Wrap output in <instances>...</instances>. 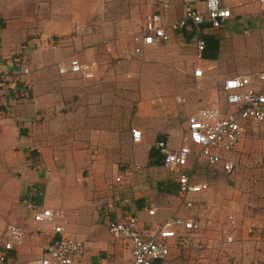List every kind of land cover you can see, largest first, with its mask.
Wrapping results in <instances>:
<instances>
[{
  "label": "crops",
  "instance_id": "1",
  "mask_svg": "<svg viewBox=\"0 0 264 264\" xmlns=\"http://www.w3.org/2000/svg\"><path fill=\"white\" fill-rule=\"evenodd\" d=\"M226 4L234 13L223 28L215 29L209 22L199 25L191 22L184 31L169 29V41L147 47L140 54L132 52L133 37L143 27L129 34L130 39L124 45L130 43L132 54L141 55L142 61H146L164 52L169 63L166 69L157 67L159 74L154 77L153 85L141 84L137 92L125 90L121 80L128 77L129 71L117 59H107L101 54V38L93 33L95 24H103L107 31L114 28L103 11L106 4L102 0H0V68L12 70L14 59L20 57L16 69L20 71L25 66L30 71L13 76V89L0 92V237L9 224L21 225L26 231L23 244L8 254L12 264H33L40 259L46 245L62 236L55 233L56 226H62L64 234L85 243L80 264L130 263V246L112 238L108 227L111 219L137 215L140 227H146L176 213L195 220L201 227L199 208L205 192L198 195L193 208L180 204L177 175L164 166L156 142L165 140L171 147H179L187 131L188 117L200 108L223 101L222 83L233 75L225 73L224 77L214 62L220 61L226 28L232 27L234 17L239 16L233 9L245 11L257 9L256 6L262 9L258 2L247 0H226ZM187 5L201 8L204 0H161L158 4L149 1L147 8L155 9L148 14H161L169 26L184 17ZM262 10L261 17L255 18L259 24L261 20L264 24ZM141 23L144 26L145 22ZM122 29L116 23L115 30L109 34L121 38ZM204 33H216L220 39L216 58L206 57L203 52L199 57L197 43L203 40ZM186 48L194 49L196 56L183 53ZM73 58L96 62V76L89 79L72 72L60 73L58 63L68 64ZM198 66L204 68L206 75L194 76ZM213 72L215 79H223L220 89L216 88L220 90L221 101L202 106L196 99L194 103L199 105L191 113L183 112V122L173 127L175 116L183 114L178 107L181 100L175 93H188V81L192 77L203 78L207 85ZM27 84L30 90L23 89L18 94ZM172 87L175 99L169 96ZM214 91L215 88H207V96ZM134 98L135 109L127 107L125 113L124 105L129 106V99ZM134 127L143 132L141 143H133ZM121 132L125 134L124 145L117 141ZM136 165L139 168L134 170ZM203 165L210 164L199 160L196 181L209 183L199 177ZM210 166L226 172L221 166ZM128 172L132 173L130 181H116L117 176ZM28 202L60 210L63 217L37 222ZM237 225L242 227L241 224L234 227ZM239 230L244 236L243 253L234 247L238 249L233 253L235 262L263 260L262 220L251 219ZM195 232L186 235V241L179 245L181 250L191 245L189 241Z\"/></svg>",
  "mask_w": 264,
  "mask_h": 264
},
{
  "label": "built area",
  "instance_id": "2",
  "mask_svg": "<svg viewBox=\"0 0 264 264\" xmlns=\"http://www.w3.org/2000/svg\"><path fill=\"white\" fill-rule=\"evenodd\" d=\"M247 1L258 2L264 9V0ZM232 16V8L226 4V0H204L201 8L187 5L184 17L169 26L161 14L152 13L147 16L142 31L134 35L132 52L140 54L147 47L169 41V29L184 31L190 27L191 22L195 25L209 22L215 29H220ZM205 45L204 40L198 41L199 57H202ZM125 52H128L126 48ZM19 58L17 61L14 59L13 69L18 68ZM96 67V62H83L78 58L70 59L68 64L58 63L60 73L72 72L89 79L96 76ZM20 73L28 74L30 71L24 66ZM204 75L202 66L195 68V77ZM13 76L16 75L11 74V70L0 68V92L13 89ZM221 87L224 99L220 104L200 108L188 117L187 131L179 147L173 148L165 140L156 142L164 166L177 175L180 204L187 208H193L198 195L210 189L209 183L196 181L199 160L204 159L210 165L221 166L228 173L233 172L237 168L234 153L238 151L246 133L250 127L264 123V67L256 73L229 76ZM28 88L27 84L23 89L27 91ZM131 136L133 143H141L144 139L142 130L136 127L131 129ZM138 168L136 165L134 170ZM131 178L132 173L128 172L117 176L116 181L125 183ZM27 206L37 222H52L63 217L60 210L39 207L32 202H28ZM150 213L154 214V210H150ZM232 222H235L234 218ZM108 227L113 239L124 241L130 246L129 264H154L167 260L174 247L186 241V235L197 231L200 226L193 219L173 213L163 222L146 227H140L137 215L111 219ZM54 231L60 233L61 238L52 239L46 245L44 255L33 264H80L79 259L86 250L85 243L64 234L62 226L54 227ZM25 234L23 226L7 225L0 237V264H12L8 254L23 244ZM227 240L232 242L234 239L228 236Z\"/></svg>",
  "mask_w": 264,
  "mask_h": 264
},
{
  "label": "rangeland",
  "instance_id": "3",
  "mask_svg": "<svg viewBox=\"0 0 264 264\" xmlns=\"http://www.w3.org/2000/svg\"><path fill=\"white\" fill-rule=\"evenodd\" d=\"M102 1L106 4L103 11H106V16L112 22L114 28L107 31L103 24L94 25L93 33L98 34L101 38L99 39L101 40L99 42L100 46L103 47L101 54L107 59H117L116 62H120L125 70L129 71L127 72L128 77L121 80L126 91L139 92L141 84L146 86L151 83L153 85L154 77L159 74V70H156L157 67H169L165 53L161 52L158 55H152L149 60L142 61L144 57L132 54L130 43L126 46L124 43L129 41L134 31L136 33L142 29L143 25L141 22H145L147 15L155 11L153 8H147L149 1L152 4H158L161 0ZM256 8L258 10L247 9L241 11V9H233L235 15L238 14L239 16L234 17L235 24L232 27L226 28L228 33L222 38L223 52L220 61L214 62L215 68L221 74H224V77L227 73L230 75L256 73L264 66V24L263 20L259 24V21L255 19L261 17L263 10L258 6ZM148 12L150 13L148 14ZM116 23L123 28V35L118 39L113 38L115 35L109 34V32L115 30ZM129 34L131 35L129 36ZM125 48L128 50L127 53ZM115 53H117L116 57L113 56ZM183 53L195 54V56L197 54L192 48H186ZM102 63H105V61ZM215 68L213 69L215 70ZM138 70H141V74ZM130 71H133L132 74ZM135 71L137 73H134ZM19 72L17 69L11 70V74L16 76ZM213 75L210 76L212 81L210 82L209 80L207 85L203 78L193 79L192 77L188 81V93L184 91L175 93L178 96V100L182 101V103L180 101V104H178L182 113H191L199 104L202 106L213 105L217 103V100L221 101L220 90L218 92L216 88L218 86L220 89L223 79H215L214 72ZM175 80L177 81V79ZM106 81H110V79ZM136 86H138V89ZM209 87L215 88V93L213 92L214 94L211 93L210 96H207L206 90ZM167 90L169 91V89ZM23 91V88H20L17 92L19 94ZM175 94L172 87L169 96L175 99ZM196 99L200 101L199 104L194 103ZM129 100L131 102L128 104L129 106L124 105L126 106L124 107L125 113L127 107H129V110L130 108L133 110L136 107L137 99ZM183 115L184 113L181 116H175L173 127L177 128L180 126L179 122H183ZM124 135L121 132L119 137H117L118 143L122 145L126 141ZM53 141L57 143V141ZM242 142L241 147L234 153L237 157V168L235 171L228 173L215 169L210 165L201 166L199 177L207 179L209 183L211 182L210 190L202 195V205L199 208L200 213H202L201 227L192 235L193 238L189 239V242H191L190 246L181 250L178 245V249L163 264H264V258L258 262H248V260L235 262L233 257V253L238 249H241V255L243 253L242 241L244 236L239 228L242 229L244 224L251 219L254 221L261 219L262 223H264V123L251 127ZM58 145L61 146V144ZM145 177H147V173H145ZM231 217L236 222H232ZM236 224H241L242 227L238 225L234 227ZM228 236L234 237L233 242L229 243L227 240ZM234 247L238 249L235 250Z\"/></svg>",
  "mask_w": 264,
  "mask_h": 264
},
{
  "label": "trees",
  "instance_id": "4",
  "mask_svg": "<svg viewBox=\"0 0 264 264\" xmlns=\"http://www.w3.org/2000/svg\"><path fill=\"white\" fill-rule=\"evenodd\" d=\"M201 38L205 41V48L203 50V53L206 57L209 58H216V56L219 54L220 49V39L216 33L212 34H203ZM160 154L159 150L157 152ZM161 157V155H159ZM155 163V162H154Z\"/></svg>",
  "mask_w": 264,
  "mask_h": 264
}]
</instances>
